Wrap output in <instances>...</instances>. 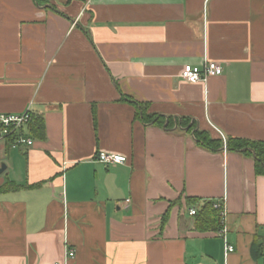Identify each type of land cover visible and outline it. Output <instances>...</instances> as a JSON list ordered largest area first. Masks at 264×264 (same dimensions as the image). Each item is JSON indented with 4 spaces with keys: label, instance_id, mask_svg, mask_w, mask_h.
I'll return each instance as SVG.
<instances>
[{
    "label": "crops",
    "instance_id": "crops-1",
    "mask_svg": "<svg viewBox=\"0 0 264 264\" xmlns=\"http://www.w3.org/2000/svg\"><path fill=\"white\" fill-rule=\"evenodd\" d=\"M27 110L45 136L0 143V264H263L264 176L226 141L264 142V0H0V114ZM190 199L224 202L233 253Z\"/></svg>",
    "mask_w": 264,
    "mask_h": 264
},
{
    "label": "trees",
    "instance_id": "trees-1",
    "mask_svg": "<svg viewBox=\"0 0 264 264\" xmlns=\"http://www.w3.org/2000/svg\"><path fill=\"white\" fill-rule=\"evenodd\" d=\"M51 1V0H48ZM138 106L137 116L143 122L149 123L155 121L156 124H163V120L159 116L147 115V104H136ZM171 125V124H169ZM182 127H188L189 122L183 121ZM29 133L34 138H44V122L41 118L33 115V120L29 124ZM188 131L193 132L194 128L191 126ZM194 138L197 143L208 150H218L224 146L221 140H212L210 137L201 131H194ZM226 148L233 152H244L245 155L252 157L255 161L256 174L264 176V142L251 141L245 139L228 138L226 141ZM16 189L13 185L4 186L0 191H10ZM213 201H205L202 204L198 200H188V206L196 209L195 226L199 231H219L222 228V220L220 209L215 208ZM168 214V213H167ZM167 214L164 217V222L167 219ZM252 255L255 260H262L264 264V238L256 237L252 244Z\"/></svg>",
    "mask_w": 264,
    "mask_h": 264
},
{
    "label": "built area",
    "instance_id": "built-area-1",
    "mask_svg": "<svg viewBox=\"0 0 264 264\" xmlns=\"http://www.w3.org/2000/svg\"><path fill=\"white\" fill-rule=\"evenodd\" d=\"M223 71V67L215 62H207L202 70H196L192 66H185L181 72V78L187 83L197 84L200 82H206L210 78L219 76ZM33 120V113L30 110L25 111L22 114H0V143L9 142L13 147L27 146L31 147L34 144V140L28 137L29 124ZM99 163L106 167L122 165L127 162V158L117 154L100 153L97 157ZM129 202V201H127ZM215 208L220 209L222 228L218 232V236L223 238L225 242L226 254L233 253L235 250L226 240L227 228H226V209L224 202H216ZM196 209L192 208L189 211L191 216L196 215ZM76 253L74 250H68L67 259L75 258ZM61 264V263H55Z\"/></svg>",
    "mask_w": 264,
    "mask_h": 264
},
{
    "label": "water",
    "instance_id": "water-1",
    "mask_svg": "<svg viewBox=\"0 0 264 264\" xmlns=\"http://www.w3.org/2000/svg\"><path fill=\"white\" fill-rule=\"evenodd\" d=\"M6 170V166L3 165L2 168L0 169V174H2Z\"/></svg>",
    "mask_w": 264,
    "mask_h": 264
},
{
    "label": "rangeland",
    "instance_id": "rangeland-1",
    "mask_svg": "<svg viewBox=\"0 0 264 264\" xmlns=\"http://www.w3.org/2000/svg\"><path fill=\"white\" fill-rule=\"evenodd\" d=\"M3 165H4V164H2V166H3ZM2 166H1V167H2ZM1 167H0V168H1ZM2 178L4 179V178H5V176H3V175H2V176H0V179H2Z\"/></svg>",
    "mask_w": 264,
    "mask_h": 264
}]
</instances>
